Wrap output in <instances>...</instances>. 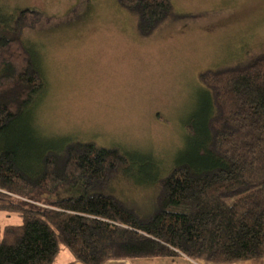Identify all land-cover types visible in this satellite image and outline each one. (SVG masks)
I'll return each instance as SVG.
<instances>
[{
    "label": "trees",
    "instance_id": "trees-1",
    "mask_svg": "<svg viewBox=\"0 0 264 264\" xmlns=\"http://www.w3.org/2000/svg\"><path fill=\"white\" fill-rule=\"evenodd\" d=\"M117 1L135 16L142 37L177 18L170 0ZM41 17L31 7L0 11V212L20 217L17 224L0 223V264H53L62 246L81 264L262 257L264 51L199 73L203 96L184 123L185 147L156 177L153 161L130 151L38 140L32 108L45 79L24 29L35 28ZM135 166L153 174L149 180L157 187L146 216L110 189ZM64 189L63 197L40 205L23 200Z\"/></svg>",
    "mask_w": 264,
    "mask_h": 264
},
{
    "label": "rangeland",
    "instance_id": "rangeland-1",
    "mask_svg": "<svg viewBox=\"0 0 264 264\" xmlns=\"http://www.w3.org/2000/svg\"><path fill=\"white\" fill-rule=\"evenodd\" d=\"M170 1L177 18L142 37L117 0H0L1 12H42L35 28L24 29L45 79L32 108L38 140L117 147L152 160L156 177L169 170L203 96L199 73L264 51V0ZM152 176L135 166L110 189L146 216L157 191ZM66 193L39 191L23 200L31 207ZM0 223L20 217L0 212Z\"/></svg>",
    "mask_w": 264,
    "mask_h": 264
},
{
    "label": "crops",
    "instance_id": "crops-1",
    "mask_svg": "<svg viewBox=\"0 0 264 264\" xmlns=\"http://www.w3.org/2000/svg\"><path fill=\"white\" fill-rule=\"evenodd\" d=\"M63 256L57 257L54 264H81L71 257L69 252H63ZM103 264H264V255L260 258H255L239 262L215 263L206 260H191L183 255L173 257H150V258H133V259H111Z\"/></svg>",
    "mask_w": 264,
    "mask_h": 264
}]
</instances>
